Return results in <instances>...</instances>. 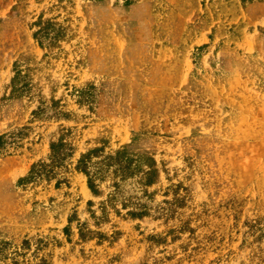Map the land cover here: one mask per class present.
<instances>
[{
  "label": "rangeland",
  "instance_id": "rangeland-1",
  "mask_svg": "<svg viewBox=\"0 0 264 264\" xmlns=\"http://www.w3.org/2000/svg\"><path fill=\"white\" fill-rule=\"evenodd\" d=\"M0 136V264H264V0H0Z\"/></svg>",
  "mask_w": 264,
  "mask_h": 264
},
{
  "label": "trees",
  "instance_id": "trees-1",
  "mask_svg": "<svg viewBox=\"0 0 264 264\" xmlns=\"http://www.w3.org/2000/svg\"><path fill=\"white\" fill-rule=\"evenodd\" d=\"M1 139V136H0ZM1 142V141H0ZM66 145L63 143H58L52 147L54 149V154L52 155V159L55 162H58L60 159L59 152H57V147L65 148ZM97 150H91L90 152L82 155V157L77 161L76 169L78 171L83 172L87 176V184L90 190L93 193H97V180H103V172L105 169L112 168V172L115 173L120 177V182L123 181L126 177H129L133 173L132 164L134 162V159L126 157L124 153H115L114 155H106L99 159L98 161L92 162L91 157L96 156L99 157V155L96 154ZM96 163L98 165V169L96 171L90 170V163ZM37 166H33L30 170L31 176H34L38 173L36 170ZM147 173V172H146ZM120 182H116L114 184L115 190L113 193H111L108 197V201L117 200L124 194V190L121 187ZM150 180L145 179L143 184H149ZM123 200V199H121ZM123 205H126V203H122ZM144 205H140L137 207V209H131L129 210V214L140 216L145 213L144 211ZM80 236L83 238L85 237V233L80 230Z\"/></svg>",
  "mask_w": 264,
  "mask_h": 264
}]
</instances>
